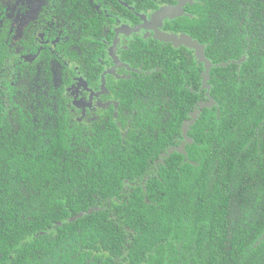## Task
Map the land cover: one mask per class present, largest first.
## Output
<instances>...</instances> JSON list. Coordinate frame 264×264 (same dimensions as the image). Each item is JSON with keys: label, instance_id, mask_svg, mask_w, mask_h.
Segmentation results:
<instances>
[{"label": "trees", "instance_id": "obj_1", "mask_svg": "<svg viewBox=\"0 0 264 264\" xmlns=\"http://www.w3.org/2000/svg\"><path fill=\"white\" fill-rule=\"evenodd\" d=\"M249 54L239 81L213 75L220 122L207 112L189 160L175 153L158 169L178 126L160 120L166 137L90 152L12 121L0 98V264H264V57ZM180 94L192 95L181 85L176 110ZM79 237L91 252L77 253Z\"/></svg>", "mask_w": 264, "mask_h": 264}, {"label": "flooded vegetation", "instance_id": "obj_2", "mask_svg": "<svg viewBox=\"0 0 264 264\" xmlns=\"http://www.w3.org/2000/svg\"><path fill=\"white\" fill-rule=\"evenodd\" d=\"M250 52L264 57V0H0V98L12 121L23 116L60 133L64 147L92 152L166 137L163 120L180 133H167L150 159L157 169L175 153L189 160L207 112L220 122L213 75L220 87L233 73L239 81ZM181 85L192 95L180 94L176 110ZM78 241V254L91 252Z\"/></svg>", "mask_w": 264, "mask_h": 264}, {"label": "water", "instance_id": "obj_3", "mask_svg": "<svg viewBox=\"0 0 264 264\" xmlns=\"http://www.w3.org/2000/svg\"><path fill=\"white\" fill-rule=\"evenodd\" d=\"M179 40V39H178ZM179 41H181V40H179ZM182 43H183V45H188L187 44V42L186 41H182ZM194 46H196V44L194 43ZM198 50V49H197ZM198 57H200L199 55H198ZM178 153H180V149H177L176 150ZM171 153H173V152H171ZM81 217V216H80Z\"/></svg>", "mask_w": 264, "mask_h": 264}]
</instances>
